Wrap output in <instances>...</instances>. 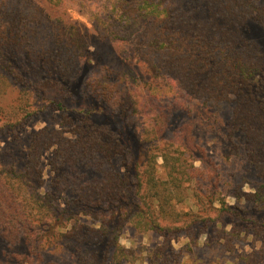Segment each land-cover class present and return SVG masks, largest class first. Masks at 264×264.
I'll list each match as a JSON object with an SVG mask.
<instances>
[{"label":"trees","instance_id":"16d2710c","mask_svg":"<svg viewBox=\"0 0 264 264\" xmlns=\"http://www.w3.org/2000/svg\"><path fill=\"white\" fill-rule=\"evenodd\" d=\"M92 30L132 69L97 67ZM187 101L211 130L243 138L256 183L230 190L236 204L192 122L166 137ZM46 112L56 125L34 133L24 169L0 163V236L27 247L12 264H142V253L183 264L202 235L221 255L260 242L238 259L264 264V0H0V136ZM129 228L161 241L127 248Z\"/></svg>","mask_w":264,"mask_h":264},{"label":"rangeland","instance_id":"374dc122","mask_svg":"<svg viewBox=\"0 0 264 264\" xmlns=\"http://www.w3.org/2000/svg\"><path fill=\"white\" fill-rule=\"evenodd\" d=\"M71 16L92 29V24L89 19V15L86 13H80L77 7H71L69 10ZM91 51L95 55V61L97 67L107 66L109 68L117 70L132 69L134 60L129 51L121 47L115 41H111L102 37L97 31H91V37L89 40ZM144 75L142 73V79ZM153 101V98H152ZM158 105L164 107H176L180 102L173 98H158ZM185 107L188 108L182 117L176 113L171 115L172 127L167 132V138L172 139L175 137L177 130H179L187 122H192L194 126V135L198 142L207 148L209 156L212 158L215 166L217 167L220 178L221 187L220 190L225 196L229 204H236L237 201L229 196L230 190L240 184L244 185V191L250 192L255 189V173L251 166L248 164L243 149V138L239 135L234 137L233 141L227 139L220 132H215L206 124L200 121V106L194 102L187 101ZM58 113L46 112L34 118L28 123L24 129L18 132L5 133L0 136V163L4 167L13 166L17 170L24 169L25 160L27 157V150L31 143L34 133L41 130L45 126L54 127ZM114 166L119 172H123L121 166V160L117 158L114 160ZM159 166H162L163 160L158 159ZM45 182L48 184L51 179L50 170L47 167L46 161L42 162ZM196 167H201L199 161L195 162ZM161 172L163 169L160 168ZM228 222V219L225 220ZM207 235H202L197 244L198 247H194L193 253H185L183 264H244L241 259H238L241 255L250 254L252 251L261 248V243L247 239L237 244L235 252L233 254L221 255L218 253H209L205 247L207 241ZM161 239L153 234L145 235L138 234L134 229L129 228L126 233L121 237V244L127 248L142 246L145 248H152L160 243ZM188 243V238L185 234H181L176 241H174L175 250L184 248ZM27 247L10 246L0 236V263L12 264L16 257L22 254ZM49 260V258H47ZM128 264V263H124ZM142 264H149L147 255L142 253Z\"/></svg>","mask_w":264,"mask_h":264}]
</instances>
